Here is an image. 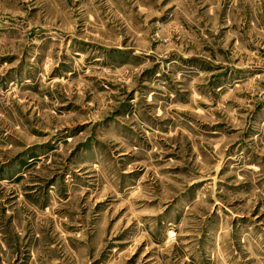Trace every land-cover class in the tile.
Returning a JSON list of instances; mask_svg holds the SVG:
<instances>
[{
  "label": "rangeland",
  "instance_id": "374dc122",
  "mask_svg": "<svg viewBox=\"0 0 264 264\" xmlns=\"http://www.w3.org/2000/svg\"><path fill=\"white\" fill-rule=\"evenodd\" d=\"M0 264H264V0H0Z\"/></svg>",
  "mask_w": 264,
  "mask_h": 264
},
{
  "label": "bare ground",
  "instance_id": "6f19581e",
  "mask_svg": "<svg viewBox=\"0 0 264 264\" xmlns=\"http://www.w3.org/2000/svg\"><path fill=\"white\" fill-rule=\"evenodd\" d=\"M172 234V232H170Z\"/></svg>",
  "mask_w": 264,
  "mask_h": 264
}]
</instances>
